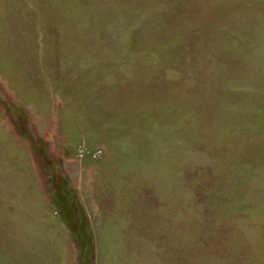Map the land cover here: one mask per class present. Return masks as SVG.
<instances>
[{
    "label": "rangeland",
    "instance_id": "obj_1",
    "mask_svg": "<svg viewBox=\"0 0 264 264\" xmlns=\"http://www.w3.org/2000/svg\"><path fill=\"white\" fill-rule=\"evenodd\" d=\"M0 264H264V0H0Z\"/></svg>",
    "mask_w": 264,
    "mask_h": 264
}]
</instances>
